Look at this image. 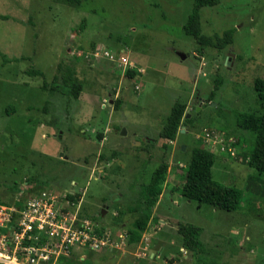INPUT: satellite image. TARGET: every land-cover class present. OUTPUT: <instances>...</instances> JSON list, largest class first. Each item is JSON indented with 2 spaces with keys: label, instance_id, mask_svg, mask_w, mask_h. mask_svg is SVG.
I'll list each match as a JSON object with an SVG mask.
<instances>
[{
  "label": "rangeland",
  "instance_id": "obj_1",
  "mask_svg": "<svg viewBox=\"0 0 264 264\" xmlns=\"http://www.w3.org/2000/svg\"><path fill=\"white\" fill-rule=\"evenodd\" d=\"M191 5L0 0V202L26 180L69 189L77 197L72 211L123 235L120 247L75 248L71 256L126 264L137 251L139 264H264V175L245 160L259 135L236 124L239 114L260 110L252 82L264 78V0H219L199 10L203 34L234 29L222 48L184 33ZM119 54L133 67L120 69ZM175 101L185 116L168 140L159 131ZM195 146L213 155V179L241 189L236 209L172 190ZM161 160L162 192L139 242H128L126 230L144 212L140 183ZM183 223L200 227L198 252L182 245Z\"/></svg>",
  "mask_w": 264,
  "mask_h": 264
},
{
  "label": "trees",
  "instance_id": "obj_2",
  "mask_svg": "<svg viewBox=\"0 0 264 264\" xmlns=\"http://www.w3.org/2000/svg\"><path fill=\"white\" fill-rule=\"evenodd\" d=\"M65 1L77 4L81 0ZM218 1L192 0L191 9L182 24L184 33L191 35L196 43L201 46L211 44L217 48H222L233 41V28L223 30L220 35L207 36L201 32L199 10L203 6L214 5ZM132 73V71L127 70V74L131 75ZM252 84L260 110L259 112H243L239 114L236 124L242 129L250 130L259 135V140L254 142L249 151H247L245 160L247 165L257 175H264V78L257 76L253 79ZM183 116H185V104L175 101L159 131V136L168 140H174ZM192 153L190 161L181 168L184 173L183 182L180 185L173 186L172 190H178L180 195L187 199L194 200L197 203H207L217 209L225 211L236 209L239 205L241 189L230 184H223L212 178L211 165L213 164L214 157L209 151L195 146ZM166 170L167 163L165 160H161V162L153 167L148 178L140 183L139 195L140 201L142 200L145 203L144 212L142 216L135 218L132 221L131 227L126 230L128 242H139L141 233L146 229L151 208L162 192ZM27 181L30 182V180ZM37 185L35 182L32 190L37 189ZM67 196L71 200H77L75 194L67 193ZM177 231L182 235V245L193 252H198L200 249V240L198 238L200 227L190 223H183L177 226ZM54 264H92V262L87 257L80 258L79 256L68 255L59 257Z\"/></svg>",
  "mask_w": 264,
  "mask_h": 264
},
{
  "label": "built area",
  "instance_id": "obj_3",
  "mask_svg": "<svg viewBox=\"0 0 264 264\" xmlns=\"http://www.w3.org/2000/svg\"><path fill=\"white\" fill-rule=\"evenodd\" d=\"M104 52L114 60V54ZM116 61L120 69L133 67L127 54H119ZM32 187L26 180L10 201L0 202V264H54L75 248L101 252L120 247L121 233L113 234L71 210V190Z\"/></svg>",
  "mask_w": 264,
  "mask_h": 264
},
{
  "label": "crops",
  "instance_id": "obj_4",
  "mask_svg": "<svg viewBox=\"0 0 264 264\" xmlns=\"http://www.w3.org/2000/svg\"><path fill=\"white\" fill-rule=\"evenodd\" d=\"M123 157H125L126 159H128V161H132L131 160V158H129V157H131V155H129V156H127V155H125L124 154V156ZM122 159V161L123 162H128L127 160H125V159H123V158H121ZM162 246V245H161ZM161 246H159L158 247V249H156V250H154V251H151L149 254H150V257H151V261H150V263H152V261L154 260H152V258H155V257H158L159 256V251L161 250ZM101 253V252H100ZM105 253H107V252H105ZM134 257L135 258H133V260H132V262H130L129 260H127V259H125L124 260V263H126V264H139L140 262L142 263L144 260V256H142V253H140V252H135L134 253ZM155 256V257H154ZM80 258H84V257H80ZM129 262V263H128Z\"/></svg>",
  "mask_w": 264,
  "mask_h": 264
},
{
  "label": "water",
  "instance_id": "obj_5",
  "mask_svg": "<svg viewBox=\"0 0 264 264\" xmlns=\"http://www.w3.org/2000/svg\"><path fill=\"white\" fill-rule=\"evenodd\" d=\"M180 57L183 58V57H184V54H181V53H180ZM135 142H136V141H135ZM60 155H62V154H60Z\"/></svg>",
  "mask_w": 264,
  "mask_h": 264
}]
</instances>
